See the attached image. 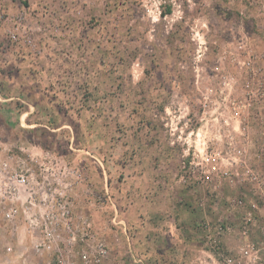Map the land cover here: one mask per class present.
I'll list each match as a JSON object with an SVG mask.
<instances>
[{"label":"rangeland","instance_id":"obj_1","mask_svg":"<svg viewBox=\"0 0 264 264\" xmlns=\"http://www.w3.org/2000/svg\"><path fill=\"white\" fill-rule=\"evenodd\" d=\"M0 264H264V0H0Z\"/></svg>","mask_w":264,"mask_h":264},{"label":"built area","instance_id":"obj_2","mask_svg":"<svg viewBox=\"0 0 264 264\" xmlns=\"http://www.w3.org/2000/svg\"><path fill=\"white\" fill-rule=\"evenodd\" d=\"M10 185L12 187H8L9 194H14L12 192H15L17 187H26L29 183V175L26 173H14L13 175L9 176ZM13 199V197H11ZM32 198L29 199L28 203L30 205H33ZM27 209V208H26ZM25 215H28L29 213L27 211H24ZM19 215L18 209L15 206L10 207L5 213H3V216L8 219L9 221L13 220L15 217ZM30 226H32V223L30 222ZM57 226V225H56Z\"/></svg>","mask_w":264,"mask_h":264},{"label":"crops","instance_id":"obj_3","mask_svg":"<svg viewBox=\"0 0 264 264\" xmlns=\"http://www.w3.org/2000/svg\"><path fill=\"white\" fill-rule=\"evenodd\" d=\"M175 237H176V235H175ZM178 242H179V241H178ZM178 242H177V243H178ZM187 247H188V246H185V249H184L185 253L189 252V250H188L189 247H188V248H187ZM138 261H140V260H137V262H138Z\"/></svg>","mask_w":264,"mask_h":264}]
</instances>
